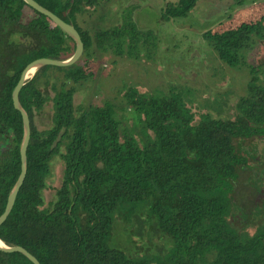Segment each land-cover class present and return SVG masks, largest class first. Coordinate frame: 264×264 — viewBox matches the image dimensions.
Listing matches in <instances>:
<instances>
[{"label": "trees", "instance_id": "obj_1", "mask_svg": "<svg viewBox=\"0 0 264 264\" xmlns=\"http://www.w3.org/2000/svg\"><path fill=\"white\" fill-rule=\"evenodd\" d=\"M36 1L73 24L69 14L89 0ZM196 1H167L159 17L185 16ZM92 34L96 46L85 45L73 64L38 68L64 70L59 86L50 85L52 95L36 83L38 69L19 90L31 126L27 168L0 239L25 247L41 264H264V200L252 205L231 198L245 159L236 152L233 126L210 114L193 121L177 92L143 94L130 87L121 105L113 99L75 105L76 85L93 75L88 61L103 52L131 56L150 29L141 30L129 13L114 26H94ZM202 34L220 60L239 68L264 42V14ZM74 48L60 26L25 0H0V214L20 172L23 127L12 90L29 61L65 59ZM47 99L51 123L40 128L34 118ZM55 155L64 161L62 179L42 207ZM117 217L137 230L145 222L149 240L155 234L166 246L137 244L126 251L113 245ZM0 264L33 262L22 252L0 250Z\"/></svg>", "mask_w": 264, "mask_h": 264}, {"label": "rangeland", "instance_id": "obj_2", "mask_svg": "<svg viewBox=\"0 0 264 264\" xmlns=\"http://www.w3.org/2000/svg\"><path fill=\"white\" fill-rule=\"evenodd\" d=\"M167 1L176 0H96V3L89 0L85 4L89 7L82 8L85 10L81 11L82 14H69L70 19L83 28L84 46H96L92 34L94 26H114L129 13L141 30L150 29L148 38L131 56L103 52L95 61H88L87 70L93 75L76 85L75 105L102 104L105 99H113L121 105L125 100V90L132 87L143 94L177 92L193 112V121L197 122L215 110L228 111L233 107L245 84L243 80L246 78L242 80L240 75L247 73L246 55L254 53V58L264 56V42L249 50L244 58L246 64L236 68L217 57L202 33L207 29L221 31L242 21L260 19L264 14V0H247L243 5L232 4V0H197L187 15L163 21L159 17V7ZM63 74V69L47 66L37 70L36 83L47 87L48 95H52L50 85L58 87L64 79ZM236 88H239L237 92ZM51 102L47 99L42 111L34 118L40 128L51 123ZM124 113L119 107V114ZM63 170V159L55 155L50 164L51 173L42 190V207L54 199ZM135 225H127L123 219L115 218L112 244L126 251L133 250L137 244L166 246V241L155 234L149 240L145 222L142 230L134 228ZM248 229L253 231L254 227Z\"/></svg>", "mask_w": 264, "mask_h": 264}, {"label": "flooded vegetation", "instance_id": "obj_3", "mask_svg": "<svg viewBox=\"0 0 264 264\" xmlns=\"http://www.w3.org/2000/svg\"><path fill=\"white\" fill-rule=\"evenodd\" d=\"M252 54L246 55L247 73L240 75L246 80L239 98L228 111L215 110L212 116L233 126L236 152L245 157L236 170L232 200L257 205L264 200V56Z\"/></svg>", "mask_w": 264, "mask_h": 264}, {"label": "water", "instance_id": "obj_4", "mask_svg": "<svg viewBox=\"0 0 264 264\" xmlns=\"http://www.w3.org/2000/svg\"><path fill=\"white\" fill-rule=\"evenodd\" d=\"M25 1L28 4H30L33 8L38 10L39 12L50 17L58 26H60L73 39L75 43V48H74L73 53L65 59H58V58H53V57H48V56H41V57L32 59L23 67L20 73V77L12 90V93H11L12 102H13L14 107L18 109L21 113L22 127H23L22 138H21V142L19 146L20 172L13 186L8 192L4 210L0 214V224L5 220V218L7 217L8 213L10 212L13 206L17 191L21 183L23 182V179L26 174V168H27L26 149H27V145L29 142V138H30L31 126H30L29 115L19 100V90L21 86L23 85V83L25 82V80L30 75H32L38 68L44 65H47V64L57 65V66L71 65L80 57L83 51V48H84L81 35L78 29L71 22L65 21L60 16H58L53 11L43 6L36 0H25ZM0 250L7 251V252H13V251L22 252L33 262V264H41L40 261L37 259V257L33 253H31L28 249H26L25 247L21 245H17V244L8 245V244H5L0 239Z\"/></svg>", "mask_w": 264, "mask_h": 264}, {"label": "crops", "instance_id": "obj_5", "mask_svg": "<svg viewBox=\"0 0 264 264\" xmlns=\"http://www.w3.org/2000/svg\"><path fill=\"white\" fill-rule=\"evenodd\" d=\"M86 7H89V6H87L86 5ZM85 6L83 7V8H86ZM84 9H82V8H80L79 10H76L74 13L73 12H71V14H80L81 13V11H83ZM85 11V10H84ZM86 11H87V9H86ZM82 14V13H81ZM72 17V16H71ZM73 22V24H74V26L78 29V31H79V33H80V35H81V33H83V28H81L79 25H78V23H77V21H72ZM82 37V36H81Z\"/></svg>", "mask_w": 264, "mask_h": 264}]
</instances>
